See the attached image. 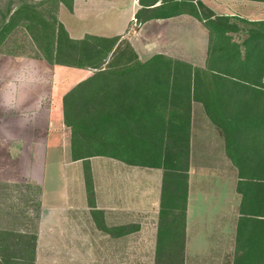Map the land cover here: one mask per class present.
<instances>
[{"label":"rangeland","instance_id":"1","mask_svg":"<svg viewBox=\"0 0 264 264\" xmlns=\"http://www.w3.org/2000/svg\"><path fill=\"white\" fill-rule=\"evenodd\" d=\"M46 1L0 0V20L1 17L5 18L10 7L23 2L32 4L40 10H47L49 7ZM143 1L150 3L155 0H140L141 3ZM210 1L212 2L209 5L216 12L215 14H220L219 10H216L219 2ZM157 2L159 3L160 0ZM114 3L118 10H124L126 7L135 9L139 6L138 0H114ZM231 7L234 8L230 10ZM197 10L203 16L211 14L206 8L201 9L197 6ZM188 11L194 10L190 8ZM223 13H228L230 17H242L249 22L230 18L242 29L241 33L227 35L215 33L216 35L210 36V30L194 17L152 22L145 27H141L133 20L127 28L126 35L119 37L115 53L106 59L103 65L104 69L122 71L135 58L137 61L145 62L154 55H163L190 67L189 88L186 82H178L176 85L167 86V90L158 97H151L160 105L155 115L157 121L164 123L160 130L167 141L166 145L173 151H180L185 155L181 170L167 172L156 168L157 172L149 171L154 175L148 178L154 179L157 188L160 187V181L162 183V201L161 203L157 201L154 206L161 214L156 234L153 232L147 237L143 233H133L125 242L110 245V251L106 243L104 247L95 244L93 250L80 251V255L77 251H69L66 257V252L60 248L62 240L59 227L55 229L50 227L44 232L41 230L45 221L44 213H57L64 205V202L59 200L57 187L51 191L48 189L49 196L43 199V191L47 186H38L22 180L27 170L17 169L18 165L14 169L11 163L0 160V232L7 233V235L0 234L4 241L1 243L0 238V255L4 256L7 251L9 257L23 258L22 261L9 259L11 264H67L66 258L72 259L69 264H197L193 261V256H190V250L186 248V215L212 213L207 219V223L211 222L209 228L211 232L208 234L210 245L206 246V251L203 249L200 251L204 252L205 259L204 263L200 264L239 262L247 248L244 242L249 231L241 228L242 218H249L250 215L247 213H252L249 220L264 215V210L260 212L256 207L260 203L264 208L263 194H259L256 198L260 200L258 203L247 201L248 196L254 198L256 195L253 187L260 192V185H264V159L260 160L264 156V124L259 127L254 125V121L264 120V50L253 49L249 52L251 58L247 66L236 64L227 68L224 73L240 81L223 82L221 85L223 98L219 103L223 109L221 117L223 126L215 122L209 112L208 104L213 102L208 97V91L216 89V85L210 80L211 72L208 70L215 68L213 61L223 58V50L230 51L226 55L241 52V58L243 55L245 57L248 34L250 35L251 32L254 36H250V41L264 43V1L223 0ZM62 18L69 29L95 34L106 33L109 25L99 22L94 17L77 20L65 13ZM220 19L211 20L218 29L215 24L222 22ZM120 20L125 21L126 17L121 19L118 16V26ZM184 21H189L191 24ZM113 27L116 30V24ZM10 34L5 42V52L14 51L16 54L37 56L35 45L23 27L18 26ZM98 46L102 54L108 43L100 41ZM107 62L109 65L106 66ZM88 71L94 74L96 70ZM184 72L186 71L183 70L182 74ZM206 73L207 77L204 79ZM196 74H199V79L203 80L198 89H195L194 85ZM242 80L245 84L248 81L254 85L250 86L246 93ZM91 84H84L78 90V94L82 90H88ZM109 89L111 90L112 87ZM93 97L95 104H100L103 100L101 93L98 95L95 93ZM81 99L83 100L74 110L78 109L80 114H83L87 108L85 107L88 104L87 100L90 99L88 96ZM142 99L150 98L144 95ZM142 99L140 97V100ZM132 100H135V97H132ZM128 101L130 102V99ZM220 107L217 106L216 109L219 110ZM9 116L5 115V117ZM231 123L238 128L235 133L231 131ZM98 161L95 169L97 173L101 172L100 176L103 178L105 175L102 173L105 174L107 166L104 160L98 159ZM35 166L38 167V171L36 175L33 172L31 176H34V179L29 181L39 182L43 179L41 170L39 171V161L35 162ZM83 168L81 173L85 170ZM139 176L144 177L143 174ZM135 177L137 176L133 174L131 179L135 180ZM53 181L57 185L60 184L59 177L54 176ZM79 183L81 184V180L77 181L74 178L69 189L72 192L78 190L76 192L80 194ZM129 183V181L125 182L127 185ZM91 194L87 191V200L78 199L76 210L79 213H88L87 204L91 203ZM54 197H58L57 200L53 199ZM121 220L131 222V231L137 225L134 223L136 221L134 217ZM88 230L85 227V233ZM34 237L36 239L38 237L39 240L42 238L36 251L35 249L32 251ZM33 253L34 261H32Z\"/></svg>","mask_w":264,"mask_h":264},{"label":"crops","instance_id":"2","mask_svg":"<svg viewBox=\"0 0 264 264\" xmlns=\"http://www.w3.org/2000/svg\"><path fill=\"white\" fill-rule=\"evenodd\" d=\"M216 1L219 2L216 10H219L220 14H215L216 12L209 5L212 1L203 0L202 2L201 0L214 15L213 19L228 14L223 13V0ZM139 3L138 0L139 6L135 9L126 7L124 10H118L114 0H72L71 9L62 3L59 5L57 19L69 38L73 40H80L85 35L103 38L123 37L131 21L135 20L136 12L141 8ZM158 5L157 3L156 6ZM233 8L231 7L230 10ZM243 8L242 6L241 9ZM65 13L77 20L94 17L99 22L109 24L107 32L95 34L74 28L69 29L62 18ZM118 16L121 19L126 17L125 21H119V26ZM186 18L193 19L189 15L182 14L164 20H152L142 24L141 27L152 22ZM184 22L191 24L189 21ZM115 24L116 30L113 27ZM2 25L3 21L0 20V28ZM9 36L5 39L0 35V160L11 163L14 167L10 166L14 169L18 165L17 169L27 170L26 175L21 176L22 180L38 186H47V189L43 191V199L49 196L48 191L55 190L57 187L59 200L64 202V205L57 213H44L42 232L50 227L53 229L59 227L58 231L62 240L60 248L66 252V257L69 251H77L80 255V251L93 250L95 244L104 247L106 243L110 251V245L125 242L126 238L133 233H143L147 237L153 232L156 234L161 214L154 206L157 201L158 203L162 201V183L160 181V187L157 188V183L148 176L154 175L149 171L157 172L159 169L128 165L116 159L100 156L85 160L72 158L71 129L64 121V97L93 74L88 70L51 65L36 50V47L37 56L35 57L16 54L14 51L5 52L4 46ZM5 115L10 116L5 117ZM98 159L104 160L107 166L105 174L102 173L105 175L103 178L100 176L101 172L97 173L95 169ZM38 161L43 179L39 182L29 181L34 179V176H31L33 172L36 175L38 171V167L35 166V162ZM111 167L116 170H109ZM82 168L86 172L88 170L90 174V193L92 194L91 203L87 204L86 212L88 213H79L76 210L78 199H88L87 191L89 190L85 185L87 184L86 172L84 170L81 173ZM133 174L137 176L135 180L131 179ZM139 174H143L144 177H140ZM54 176L59 177V185L53 183ZM74 178L77 181L81 180L80 194H77L78 190L72 192L69 189ZM126 181L130 182L129 185L125 184ZM132 188L135 189L132 190ZM57 198L53 199L57 200ZM73 203L75 204L72 205ZM211 214L187 213L186 215V248L190 250L189 254L193 256V261L197 264L204 263V252L200 251L202 249L206 251L207 245H210L208 234L211 232L209 229L211 222L207 223V219L212 216ZM126 217L131 219L134 217L136 220L134 223L137 225L132 231L131 222L121 220ZM85 227L89 229L86 233ZM41 239L37 237L35 251L38 250ZM71 260L66 258L65 263L69 264Z\"/></svg>","mask_w":264,"mask_h":264},{"label":"trees","instance_id":"3","mask_svg":"<svg viewBox=\"0 0 264 264\" xmlns=\"http://www.w3.org/2000/svg\"><path fill=\"white\" fill-rule=\"evenodd\" d=\"M158 0L150 3H142L139 0L141 8L136 12L135 21L142 25L152 20H164L186 14L202 22L206 29H209V35L217 34H236L241 33L242 29L236 22L230 18H238V21H247L242 17H230L223 15L220 23L214 26L213 14L203 16L197 10L206 8L201 0ZM264 1V0H257ZM47 10H40L38 7L23 2L20 5L10 7L5 18L1 17L3 25L0 28V35L5 39L11 31L18 26L23 27L30 36L36 50L51 65H59L77 69L96 70L95 73L84 82L77 85L65 97L63 103L64 121L71 129L72 135V158L74 160H85L91 157L100 156L116 159L123 163L133 166L147 168H157L164 171H178L184 165V153L173 151L166 145L167 141L163 138L160 128L163 122L157 121L156 111L160 107L159 103L151 97H158L166 91L167 86H173L178 82H186L190 85L191 71L190 67L179 61H173L163 55H154L145 62L135 60L127 64L122 71H113L104 69L105 60L115 53L116 43L119 37L103 38L91 35H85L80 40L69 38L63 25L57 19V10L62 3L71 9L72 0H47ZM159 4L156 6V4ZM189 7V8H188ZM188 8V9H187ZM193 9V12L188 11ZM207 9V8H206ZM196 10V11H195ZM3 16V15H2ZM221 29V31H220ZM248 34V44L246 45L247 54L241 58V52L227 54L223 50V58L213 61L215 68H209L211 72L210 80L216 85V89H210L208 97L213 102L209 105V112L215 122L223 126V109L220 107V99L223 98V82L240 81L235 77L230 78L224 74L227 68L234 67L236 64L248 65L251 55L249 52L264 50V43L261 41H250ZM107 42L108 46L102 54L99 51L98 43ZM263 46V47H262ZM247 57V59H246ZM215 62V63H214ZM109 65L107 62L106 66ZM185 70L184 74L182 71ZM195 89H198L203 80L199 79V74L194 76ZM207 77V73L204 76ZM193 80V78H192ZM86 83H92L88 90H78ZM242 83L244 81L242 80ZM245 84V83H244ZM253 84L246 82L244 85L245 93ZM109 87H112L110 90ZM102 94L103 100L100 104H95V98L92 96ZM141 94V95H140ZM150 99L143 100L144 97ZM88 96L85 112L80 114L78 109L74 108ZM139 96V99L137 97ZM135 97V100H132ZM140 97L142 100H140ZM110 98H112L110 100ZM130 99V102L128 101ZM207 105V106H208ZM220 107L219 110L216 107ZM264 124V120L254 121L255 127ZM231 131L235 133L237 126L231 123ZM264 156L260 158L262 161ZM181 168V169H180ZM86 180L90 192V174L87 170ZM261 191L255 190V197L248 196L247 201L253 203L260 202L259 194L264 195V185ZM251 191V189H250ZM262 203V202H261ZM258 210H264L260 203L256 205ZM252 215V213H247ZM261 214V213H260ZM249 217V218H250ZM248 217L242 218L240 226L243 230H249L245 240L247 247L240 257L237 264H264V215L256 216L253 220ZM248 223V224H247ZM5 234L7 233H2ZM1 238V243L4 241ZM33 249H35L36 238H33ZM0 255L1 263L11 264L13 260L22 261L23 258L9 257ZM11 259L10 261H8ZM13 259V260H12ZM34 261V253L32 257ZM0 263V264H1Z\"/></svg>","mask_w":264,"mask_h":264}]
</instances>
